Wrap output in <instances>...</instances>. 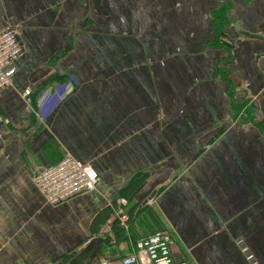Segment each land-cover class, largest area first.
Wrapping results in <instances>:
<instances>
[{
	"label": "crops",
	"instance_id": "obj_1",
	"mask_svg": "<svg viewBox=\"0 0 264 264\" xmlns=\"http://www.w3.org/2000/svg\"><path fill=\"white\" fill-rule=\"evenodd\" d=\"M227 4L264 36V0H0V32L18 26L23 48L0 90V264H67L140 174L129 199L153 204L130 219L136 240L163 226L175 262L264 264V44L216 37ZM69 75L79 85L60 97ZM65 154L99 183L50 207L32 178ZM112 251L134 242L106 247L116 264Z\"/></svg>",
	"mask_w": 264,
	"mask_h": 264
},
{
	"label": "built area",
	"instance_id": "obj_2",
	"mask_svg": "<svg viewBox=\"0 0 264 264\" xmlns=\"http://www.w3.org/2000/svg\"><path fill=\"white\" fill-rule=\"evenodd\" d=\"M19 32L18 26L11 25L0 32V90L11 85L15 73V60L23 51L18 39ZM77 84L76 78L70 76L68 81L58 85L54 91L60 97H64ZM52 90V87L44 90L42 97L50 96ZM29 95V90L21 94L23 98ZM27 101H29L28 98ZM32 183L47 206L58 207L74 196L94 192L99 183V177L90 164L80 163L65 154L55 166L36 174L32 178ZM145 205L150 206L151 201L146 202ZM128 222L126 214L121 213L118 216V224L122 229H128ZM170 245L171 238L167 232H156L137 240L134 244V251L117 264H187L184 261L175 262L172 259Z\"/></svg>",
	"mask_w": 264,
	"mask_h": 264
},
{
	"label": "trees",
	"instance_id": "obj_3",
	"mask_svg": "<svg viewBox=\"0 0 264 264\" xmlns=\"http://www.w3.org/2000/svg\"><path fill=\"white\" fill-rule=\"evenodd\" d=\"M230 12V9H229V4L227 5H224L222 6L220 9H218L217 11H214L211 16H212V20H213V29H214V33L216 34V37L218 35H220L222 33V31L226 28H231L234 23L236 22L233 18H231L228 13ZM64 78H59L58 81H63ZM250 118L251 115H250V109L247 110V113H246ZM259 126V125H258ZM142 175H137L135 177H133L131 179V181L129 182V184L131 185L130 188L126 189L123 191L122 193V197L126 198L127 199V204L124 208H122V206L116 204L117 201H114L112 203V205L114 207H109L107 209H105L97 218V223H101V224H104L105 221L109 218L110 215H112V211L113 212H118L119 210H123L130 218L132 217L133 214H136V213H139L147 208H140V204L142 203V200H137L136 202H133L131 199H129V197H134L137 195V192L139 191L140 187H141V184H142ZM124 192H129V194H125ZM132 203V204H128V203ZM140 209V210H139ZM148 211V210H147ZM153 220L155 223H158L159 224V221H158V218L157 216L152 213L151 211H148L147 213ZM117 216V213L116 215ZM117 222L115 221L114 225L112 226V230H114V236H116L118 234V236H123L124 235V232H123V229L121 228H118L117 226ZM129 228V226H128ZM144 228V227H143ZM130 229V228H129ZM165 232L166 229L163 227V226H159L158 230H155L153 233L151 234H154L155 232ZM130 232L131 234H136V231H134L133 229H130ZM149 234V235H151ZM133 236V235H132ZM105 242H109V238H107V236H105ZM137 241V240H136ZM135 241V242H136ZM134 242V244H135ZM76 254V252H70L68 254H66L64 257V261L66 259H69V257H74ZM59 264H65L63 262H60ZM71 264H83V261L81 259V257L79 258H76L73 260V262Z\"/></svg>",
	"mask_w": 264,
	"mask_h": 264
},
{
	"label": "water",
	"instance_id": "obj_4",
	"mask_svg": "<svg viewBox=\"0 0 264 264\" xmlns=\"http://www.w3.org/2000/svg\"><path fill=\"white\" fill-rule=\"evenodd\" d=\"M233 30L239 36H242L250 40L258 41L264 44V36L243 30L241 28L240 22H235L233 26ZM223 38L228 42V44L230 43V40L227 36H223ZM254 61L258 67V70L264 75V54L257 55ZM114 221L115 218L113 217L111 221H109L106 225H104L100 229L99 233L94 238L89 240L86 246L80 251V253L82 252L85 253L90 251V256L87 261L94 259L98 255L101 246L104 244L105 236L109 235L110 229L113 225L112 223H114Z\"/></svg>",
	"mask_w": 264,
	"mask_h": 264
},
{
	"label": "rangeland",
	"instance_id": "obj_5",
	"mask_svg": "<svg viewBox=\"0 0 264 264\" xmlns=\"http://www.w3.org/2000/svg\"><path fill=\"white\" fill-rule=\"evenodd\" d=\"M224 40V41H223ZM222 40V38H219L218 39V41H220V42H224L227 46H228V42L225 40V39H223ZM80 163H82V162H80ZM122 203H125V202H122ZM141 207V206H140ZM119 213H123V214H126L125 212H123L122 210H120V211H118ZM117 212V213H118ZM127 215V214H126ZM127 217H128V220H129V222H130V217L127 215ZM128 222V223H129ZM141 223H142V221H141ZM118 226V228H120L121 229V227L119 226V225H117ZM123 232H124V235L123 236H118V234L116 235V236H114V230H112L111 229V232H110V234H111V236H110V234H109V236L107 237V238H109V242H105L104 241V244L101 246V248H100V250H99V253H98V255L94 258V259H92V260H90V261H87L88 260V258H89V256H90V251L89 252H85V253H80V254H78L77 255V252H78V250L76 251V254H75V256L74 257H71V259H70V257H69V262L67 263V264H71L72 262H73V260L74 259H76V258H79V257H81V259H82V261H83V264H100V263H103V262H105V263H107V264H109L105 259H107V253L106 252H104V250L106 249V247H110V248H113V246L114 245H117L121 240H127L128 238H131L132 239V241L133 242H135L136 241V239L138 238L137 236H132L133 234H131V232H130V229L128 228L127 230H124L123 229ZM96 235V234H95ZM94 237V236H93ZM106 240V239H105ZM85 243L86 242H84L83 243V245H82V247L85 245ZM112 243H114V245H112ZM112 252H114L113 253V255H112V257H114L115 256V258H119V260L121 259V258H123L124 256L121 254V252L119 251V252H117V251H112ZM123 256V257H122ZM109 258V257H108Z\"/></svg>",
	"mask_w": 264,
	"mask_h": 264
}]
</instances>
